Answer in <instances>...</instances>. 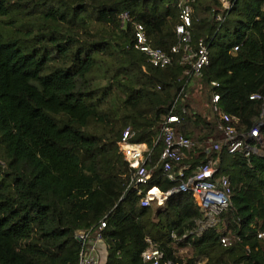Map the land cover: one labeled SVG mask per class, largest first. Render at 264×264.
<instances>
[{
	"label": "trees",
	"instance_id": "trees-1",
	"mask_svg": "<svg viewBox=\"0 0 264 264\" xmlns=\"http://www.w3.org/2000/svg\"><path fill=\"white\" fill-rule=\"evenodd\" d=\"M229 1L190 2L191 39L205 36L208 63L189 78L179 54L154 67L133 45L138 23L170 51L178 0H0V264H77L76 232L102 218L103 264H147L150 244L170 264H264V238L255 237L264 230V125L248 156L213 149L222 132L212 94L238 119V135L264 109L248 98L264 92V0ZM170 111L191 140L187 172L210 160L229 182L228 206L200 231L196 202L174 191L159 159L157 125ZM126 128L147 149L144 185L129 182L134 169L117 147ZM149 187L170 191L163 207L140 204Z\"/></svg>",
	"mask_w": 264,
	"mask_h": 264
},
{
	"label": "built area",
	"instance_id": "built-area-1",
	"mask_svg": "<svg viewBox=\"0 0 264 264\" xmlns=\"http://www.w3.org/2000/svg\"><path fill=\"white\" fill-rule=\"evenodd\" d=\"M193 0H178L179 22L175 26L176 44L170 51L153 47L147 38L144 28L138 23H133L134 48L143 53L147 62L154 67H164L172 61V54H179V63L183 66V73L189 78L199 76L200 69L208 63V42L204 35H198L193 40L190 35V2ZM224 9L230 7L229 0H220ZM264 10V2L262 4ZM120 27L125 28L128 21L126 12L118 16ZM216 18L220 19L217 13ZM210 37L209 39H211ZM237 49L234 46L231 51ZM215 86V82H211ZM251 100H264V92L251 93L248 96ZM218 95L212 94V111L216 113L220 121L218 128L222 132V139L213 144V149H217L219 144L226 146L229 154L241 152L248 156L250 152L255 151L256 144L262 141L259 127L264 125V109L260 114V120L254 123L246 133L237 134L235 125L238 119L230 117L218 106ZM178 116L171 111L158 123L156 140L161 139L163 143L159 159L162 161V170L164 176L176 183L174 191L188 192L193 197L196 205L202 213L201 219L197 221V230L203 227L211 226L215 223V216L225 209L229 204L230 187L227 178L224 176L215 177V162L207 160L198 166L193 173H188V166L182 163L184 151L191 146V140L185 137L175 125L178 123ZM132 132L127 128L123 131L120 140L117 142L119 152L126 161L129 168L134 169L130 178L131 184L144 185L148 180V173L143 163L148 156L147 149L143 143H134L130 141ZM170 191L160 192L156 187H149L145 195L141 198L140 204L148 206L155 204L163 207ZM94 229L78 231L75 238L79 243L77 264H103L100 261V241L102 238V229L105 227V219L102 218L94 226ZM257 239L264 238V230L256 231ZM223 246L229 245L231 239L223 237L220 239ZM163 253L152 244L142 253L141 259L147 264H170L164 261Z\"/></svg>",
	"mask_w": 264,
	"mask_h": 264
},
{
	"label": "rangeland",
	"instance_id": "rangeland-1",
	"mask_svg": "<svg viewBox=\"0 0 264 264\" xmlns=\"http://www.w3.org/2000/svg\"><path fill=\"white\" fill-rule=\"evenodd\" d=\"M199 97H200V94L196 90V87H194V91H192V93H191L190 100H195V102L193 103V107H194L195 111H201V109H202L201 105L203 102H201ZM180 252H182V251H180ZM100 261H101V263L104 261L103 251L100 253Z\"/></svg>",
	"mask_w": 264,
	"mask_h": 264
},
{
	"label": "water",
	"instance_id": "water-1",
	"mask_svg": "<svg viewBox=\"0 0 264 264\" xmlns=\"http://www.w3.org/2000/svg\"><path fill=\"white\" fill-rule=\"evenodd\" d=\"M169 196V195H168Z\"/></svg>",
	"mask_w": 264,
	"mask_h": 264
}]
</instances>
